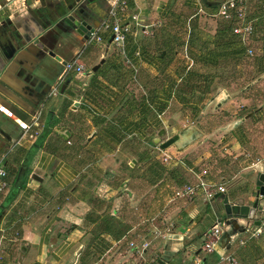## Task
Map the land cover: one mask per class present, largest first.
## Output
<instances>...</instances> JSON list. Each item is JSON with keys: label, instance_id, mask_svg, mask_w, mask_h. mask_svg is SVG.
<instances>
[{"label": "crops", "instance_id": "1", "mask_svg": "<svg viewBox=\"0 0 264 264\" xmlns=\"http://www.w3.org/2000/svg\"><path fill=\"white\" fill-rule=\"evenodd\" d=\"M25 1L0 0V10L3 5L7 7L20 31H27L30 23ZM30 1L39 6L41 0ZM221 1L131 2L129 15L120 16L122 24L130 27L126 53L137 71L113 44L105 50L112 36L105 34L103 47L92 46L102 50L99 56L89 54V59L98 58L95 66L105 59L98 72H91L94 66L83 75L70 74L64 83L68 84L66 92L52 96L50 91L38 106L43 111L42 132L35 142L18 145L20 130L16 122L0 113L6 125L10 123L7 129L18 134L16 143L4 155L5 160H1L9 172L10 187L0 201L6 213L0 226L16 224L21 235L19 242L27 247L22 264H159L160 259L167 264H187L188 259L190 264H196V257L206 264H234L223 261L222 256L233 257L238 264L236 250L247 249L250 242H256L264 252V237L250 239L248 232L234 237L229 251L204 252L205 235L217 219H226L223 201H206L199 194L192 201L169 202L173 187L195 183L204 170H209L212 182L226 186L234 201L253 187L250 172L263 168L264 94L237 90L229 93L221 88L228 79L217 74L228 59H219L214 68L200 61L199 55L206 50L202 45L212 49V42L217 40L219 26L213 25L209 30L205 24L214 21L212 14ZM134 14L139 15L138 24L132 20ZM250 16L255 19L253 37L264 48V7L256 6ZM193 22L198 24L199 46L189 41ZM176 24L188 28L183 48L188 61L177 65L176 55L171 56L162 44L164 32ZM145 27L148 34L141 30ZM239 39L249 57L247 44ZM252 42L256 51L257 43ZM65 54L69 61L75 59ZM77 59L83 61L82 56ZM190 70L200 74L193 81L197 85L204 86L207 75H212L208 82L213 87L219 85L213 93L201 95L199 89L190 97L191 107L201 110L190 125L200 126L203 137L183 152L175 148L162 151L155 140L163 131L166 135V125L178 127L175 133L189 126L171 106L179 98L177 87L189 85ZM263 79L264 75L254 82L264 86ZM8 82L31 95L27 105L32 108V103V110L17 116L28 120L38 111L34 103L48 91L41 96L39 90L36 97L34 88L14 74L9 75ZM139 88L145 93L141 98ZM227 97L229 100L218 107ZM47 100L50 104L44 112ZM57 126L70 130L69 141L55 134ZM212 145H221L213 153L214 159L212 152L202 151ZM156 153L174 157L168 164L163 162L164 172L152 168ZM258 160L261 163L254 166ZM34 175L39 179H34ZM254 220L240 222L252 227L256 226ZM241 240L247 242L245 246L239 245ZM145 242L149 245L143 254L131 249V243L141 246ZM18 256L16 251L5 264H19ZM256 264H264V259Z\"/></svg>", "mask_w": 264, "mask_h": 264}, {"label": "water", "instance_id": "2", "mask_svg": "<svg viewBox=\"0 0 264 264\" xmlns=\"http://www.w3.org/2000/svg\"><path fill=\"white\" fill-rule=\"evenodd\" d=\"M83 1V2H82ZM92 0H80L78 11H84L89 9V6L85 7ZM27 12L30 16L29 30L20 31L16 27L15 23L11 19L7 7L4 5L0 10V105H4L8 110L15 113L16 116L20 117L22 112H29L23 104L18 102V95H22L27 99V97L22 94L18 89L12 86L8 82V77L14 74L19 80L27 84L30 88H34L37 84H42L45 81L47 73L50 71V66L45 63V58L54 57L58 61H61L60 56L55 53V45L51 46L47 44V39L54 34L59 28L60 23L70 24L71 11L67 13H62L60 15L54 16L46 8H41L40 6H35V3L30 0L25 1ZM85 17V16H84ZM80 19L82 16L79 17ZM80 24V23H79ZM83 26V24H81ZM94 30L93 32H95ZM92 37V33H89V38ZM115 36L112 35L106 45L105 50H109L110 46L113 44ZM41 53L42 55H39ZM34 64V67L26 66L25 62H30ZM105 63V59L101 63L92 69V73H97L101 65ZM53 84L49 85L48 93L45 94L44 98L41 100L38 98L39 102L34 103L36 107L40 106L44 99L50 94ZM68 84L62 87V94L66 92ZM35 89V88H34ZM33 91L39 93L37 90ZM33 92V95H34ZM29 99V98H28ZM229 97L223 102H219L218 107L222 106ZM79 104L76 103V106ZM54 132L64 141H69L72 133L67 127L57 126ZM165 136V131L159 134V137L155 140L162 151H166L170 148H175L179 152L185 151L187 148L195 144L198 140L203 137V133L195 125H189L188 127L182 129L177 134L172 137L167 138L162 141ZM251 180L253 181V187L247 189L241 193V195L231 201L227 192L218 193L213 199H219L223 201L227 226L222 239L220 241L221 249L229 251L232 247L233 238L239 234L246 232L247 226L241 220H251L255 219L254 224L259 226L261 224L260 217L264 212V163L263 168L253 169L249 174ZM34 179H39L36 175L33 176ZM250 189V190H249ZM251 198H254L251 200ZM1 212V206H0ZM3 211L0 215V224L5 215ZM27 251L26 245H22L19 250L18 263L22 264L25 253ZM159 264H167L163 260H159Z\"/></svg>", "mask_w": 264, "mask_h": 264}, {"label": "built area", "instance_id": "3", "mask_svg": "<svg viewBox=\"0 0 264 264\" xmlns=\"http://www.w3.org/2000/svg\"><path fill=\"white\" fill-rule=\"evenodd\" d=\"M135 0H108L109 2V15L102 25L97 28L93 33L90 43L97 47H103L105 43V34L110 33L114 35L113 45L119 51V53L126 59L135 71L136 67L132 64L130 57L126 53L127 36L130 33V27L122 24V17L129 15V7L131 2ZM250 3L264 7V0H222L218 6L216 12L212 14L213 18H220L223 21L232 24V33L241 38L242 41L247 44V55L249 57H255V49L252 46L253 42L250 39L254 36L255 19L250 16ZM122 17H121V16ZM132 20L138 24L139 15L134 14L131 16ZM158 26V25H155ZM140 27V26H139ZM142 27V26H141ZM143 33L148 34L146 27L141 29ZM85 66L79 62L78 59L69 61L64 65L62 75L59 77L57 82L53 85L51 90L52 96L60 94L61 89L65 83L66 78L70 74L83 75L85 73ZM0 113L4 114L7 118L16 122L21 135L17 142L18 145L24 143L35 142L42 132V118L43 111L38 110L28 120L18 119L15 113L8 110L4 105H0ZM173 155L167 154L164 157V163L168 164L173 160ZM261 163L260 160L255 162L253 165ZM211 173L209 170H204L197 175V181L195 183L185 184L180 187L172 188V197L169 200L170 203L178 200H194L199 194H202L206 201H211L218 193H226L227 188L224 184H216L210 180ZM9 172L0 161V200L9 189L10 185L8 182ZM261 224L259 226H247L246 232L250 234V239L259 240L264 237V212L260 217ZM16 225V224H15ZM15 225L10 227L0 226V264H5L6 261L12 257V254L17 251L20 241V232L15 229ZM228 228L226 219H217L209 232L205 235V244L203 251L211 254L224 251L220 247V241L225 230ZM165 236V235H164ZM246 241L241 240L240 246H245ZM148 243H144L141 246L131 243V249L136 250L137 254H143L148 248ZM223 261H229L236 264V259L233 257L222 256ZM76 262V261H75ZM73 262V264H75ZM196 264H206L202 258H195Z\"/></svg>", "mask_w": 264, "mask_h": 264}, {"label": "rangeland", "instance_id": "4", "mask_svg": "<svg viewBox=\"0 0 264 264\" xmlns=\"http://www.w3.org/2000/svg\"><path fill=\"white\" fill-rule=\"evenodd\" d=\"M255 5L256 4H254V3L250 4L249 8L251 11L254 10V8H256V6H258V5H256V6ZM212 19L214 21L211 23H206L205 28L212 30L213 25H215V27H217L220 25V22H222L220 18H212ZM170 27L171 28H168L164 32V34L165 33L166 34L164 36L162 44H163L164 48L165 47L168 48V52L171 56L176 55L175 65H177V64H181V62L183 63L184 61H188L187 59H185V56L183 54V48L185 47V39L188 35V28L185 25L180 26L178 24H176L175 26L172 25ZM253 40L257 43L256 44L255 57L250 58V57H247L246 55H244L240 61H235L234 59H229V60L223 62L222 69L217 72L218 75L221 74V76L223 78L228 79V80H226L227 83L225 85H223L221 88L224 90H227L231 94L236 90L240 91L241 93H244V94L247 92L251 93L253 91H256V92L258 91L259 93L257 92V94H260V95L264 94V86H261L260 83L254 82L258 78H261V80H262L263 75H264V48L259 43L258 38L252 37L251 41H253ZM167 44H169V45H167ZM113 46H112V48H114ZM101 51L102 50L97 48V47H90L89 50L86 52L85 56L84 55L82 56L83 61L81 63L85 66L86 70L91 71V69L96 65L94 63H96L98 60V58L96 60H95V58L89 59V54L90 53L91 54L96 53L97 57H98ZM203 71L204 70H201V72H203ZM209 73H212V72H209ZM218 86L219 85H215L213 87L214 90L212 89V93L215 92V88ZM150 87L152 88V86H150ZM149 92L151 93L152 90L149 89ZM143 94H145V93L142 90H140V88H139V98H141ZM148 94L149 93L147 92V95ZM194 94H195V92H193V90H191L189 85L180 84L177 87V91H176V96H177V98L178 97L179 98L177 99L176 102H173V105L171 106V110L174 109L175 112L179 115V118L183 122H185L186 124H189V125H190V123L195 121V118H197V115L201 112V110H198V109L194 110L190 105L191 104L190 103V97H191V95H194ZM148 98L152 101V95H149ZM52 100H53V98H52ZM49 104H50L49 100L45 101V104L43 106L44 112H46L48 110ZM211 111L216 112L217 110L211 109ZM186 118H189V120H186ZM211 122H213V121H211ZM197 127L202 130V128L200 126H197ZM164 128L167 131H166V135L163 138V141H165L167 138L172 137L173 135L177 134L175 132L178 130V127L171 126V124H170V126L166 125V127H164ZM218 146L219 147H216L215 145L207 146L206 149H202V151L204 153H207V154L212 152V154H213V153L217 152L218 149L221 148V145H218ZM153 156H154L153 158H155L154 159L155 162H153L152 168L154 170L157 168V170H155L156 172H164L165 167H164V163H163L164 161L163 160H164L165 156L162 155L161 153H156ZM214 157H216V155L213 154L211 159H214ZM8 169L12 170V167H9ZM7 218H8V216L6 217V219ZM6 219L3 222L4 224L6 223ZM19 244L21 246L20 242H19ZM240 250L241 249H239V251ZM18 252H19V250L17 248V253ZM236 258H237L238 264H241L239 257H236ZM187 261H188L187 264L191 263V261L189 259ZM133 264H139V261H136V262L133 261Z\"/></svg>", "mask_w": 264, "mask_h": 264}, {"label": "flooded vegetation", "instance_id": "5", "mask_svg": "<svg viewBox=\"0 0 264 264\" xmlns=\"http://www.w3.org/2000/svg\"><path fill=\"white\" fill-rule=\"evenodd\" d=\"M79 1L80 0H41L40 1L39 6L42 9L46 8L48 11L53 13L52 15L54 16L71 11L70 24L60 23L59 28H57L56 29L57 31H55L57 37L54 34H51L52 36H50L46 40L47 44L51 46L55 45V53L58 56H60L61 61H58L54 57L43 59L45 60V63L50 66V71L49 73H47L45 79H43L45 82L40 85L37 84L34 87L37 91L40 90L39 92L41 96L48 90L49 85L54 83L55 80L62 75L64 70V65L69 62V57L66 56L65 53L70 54L71 57L75 59H77L79 56L80 57L83 56L89 50L90 47L94 46L92 43H90L91 38H89V33H92L93 35L94 33L93 31L97 30V28H99L102 25V23L109 15L110 8H109L108 0H92L91 3H88L85 6V7L89 6V9H87V11L86 10L84 11V8L82 11L77 10V8L80 5ZM80 16H82L81 19L79 18ZM81 24H83V26H81ZM39 55L42 54L39 53ZM25 64L26 66L34 67L32 61L25 62ZM60 73L61 75L59 76ZM21 93L24 94L27 97V99H25V97L19 94L18 97L20 99H18V102L23 104V106L27 110H32L33 104L31 103L32 108L27 105L28 103L31 102L29 98L31 97V95L26 90L24 92L21 91ZM39 108L40 107L36 108V110H40ZM9 125L10 123H7L6 125V123L0 116V161L2 159L5 160L4 155L9 153L8 150H10L11 146L15 142L18 135L14 131V129H9V130L7 129ZM6 151L8 152L6 153ZM2 163L4 165V162ZM3 211L4 209L2 207L0 215Z\"/></svg>", "mask_w": 264, "mask_h": 264}, {"label": "trees", "instance_id": "6", "mask_svg": "<svg viewBox=\"0 0 264 264\" xmlns=\"http://www.w3.org/2000/svg\"><path fill=\"white\" fill-rule=\"evenodd\" d=\"M190 27V44L193 46H199V40L201 37L198 36V24L193 22ZM219 29L220 31L217 34V40L212 42L214 48L210 49V46L204 44L202 45V48L204 47L203 49L206 50L199 55L200 61L212 66L213 68L219 64V59L226 58V60L234 59L235 61H240L245 55V51L240 44V39L237 36L232 35V24L226 21L221 22ZM199 76V72L193 70L188 72V81H190L189 87L193 90V92H195V94L199 91V89L202 91L201 95L210 94L213 86L210 84L211 82L208 81H210L209 78L212 75L206 76L207 81L204 86H199V84L197 85L193 82ZM246 247L247 249L239 248L241 249L240 251L239 249L236 250L241 264H256L261 259H264V252L256 242H250ZM249 258H253L252 261L254 262L249 261Z\"/></svg>", "mask_w": 264, "mask_h": 264}]
</instances>
